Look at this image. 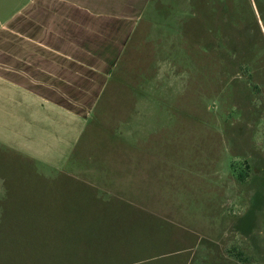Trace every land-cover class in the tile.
Masks as SVG:
<instances>
[{"label":"rangeland","instance_id":"obj_1","mask_svg":"<svg viewBox=\"0 0 264 264\" xmlns=\"http://www.w3.org/2000/svg\"><path fill=\"white\" fill-rule=\"evenodd\" d=\"M186 1L138 28L73 175L0 151L1 206L23 197L45 220L77 196L56 236L4 223L0 264H264V0Z\"/></svg>","mask_w":264,"mask_h":264},{"label":"crops","instance_id":"obj_2","mask_svg":"<svg viewBox=\"0 0 264 264\" xmlns=\"http://www.w3.org/2000/svg\"><path fill=\"white\" fill-rule=\"evenodd\" d=\"M182 2L186 10L192 7ZM154 4L159 6L157 17L147 20ZM160 7L171 14L176 8L171 0H0L3 158L28 163L37 175L47 169L73 175L69 161L109 86L111 72L124 60L142 23L160 25ZM5 194L0 186V202ZM16 197L7 200L9 205L0 204V238L8 231L3 226L7 222L21 233L26 224L47 223L42 235L48 231L56 236L62 230L61 208L77 204V196L60 191L44 220L39 205ZM36 230L38 236L39 226Z\"/></svg>","mask_w":264,"mask_h":264}]
</instances>
